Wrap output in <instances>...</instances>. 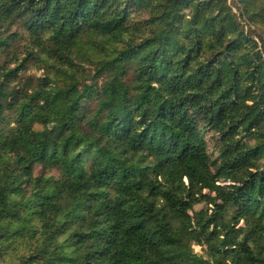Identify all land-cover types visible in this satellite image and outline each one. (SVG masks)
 I'll use <instances>...</instances> for the list:
<instances>
[{
	"label": "trees",
	"instance_id": "obj_1",
	"mask_svg": "<svg viewBox=\"0 0 264 264\" xmlns=\"http://www.w3.org/2000/svg\"><path fill=\"white\" fill-rule=\"evenodd\" d=\"M240 3L264 26V0ZM16 25L31 48L0 63V264H264V40L227 0H0V49ZM87 32L122 44L89 82L69 70ZM31 59L44 74L17 88Z\"/></svg>",
	"mask_w": 264,
	"mask_h": 264
},
{
	"label": "rangeland",
	"instance_id": "obj_2",
	"mask_svg": "<svg viewBox=\"0 0 264 264\" xmlns=\"http://www.w3.org/2000/svg\"><path fill=\"white\" fill-rule=\"evenodd\" d=\"M230 8L236 13L237 19L241 22L244 30L253 36L261 45V39L264 40V26L258 24L257 22L249 19L243 10V6L240 3V0H227ZM134 21L133 23L138 24L139 26H144V20L147 17V13L141 10H133ZM11 31H16V35L12 38V45L7 49H0V63L7 64L8 66L15 65V57L22 59L25 57L27 50L31 48L30 46V36L26 30H24L21 25L13 26ZM122 44L109 41L106 37L95 34V33H84L82 35L79 43L74 47L73 57L76 62L75 67L69 68L70 71H77L79 77L86 81L89 79L88 75H92L95 71L94 59L98 56H105L111 53L115 47H120ZM44 63L40 64L35 62L33 59L28 60L25 64V67L19 70L18 75L12 81V85L17 88L29 90L31 88L30 84H35L37 80L43 76L44 70L42 68ZM47 68V67H46ZM51 72V75L55 77L57 82L61 83L65 77L63 75L64 71L59 70L58 65H54L48 69ZM105 75L98 78V84L100 85L105 80ZM134 78L133 69L130 68L127 74L124 76V79L127 83H130ZM87 106L93 110L96 108V100L92 99L86 101ZM41 124H37L36 128H42ZM216 134L213 132H208L206 134L208 148L214 150ZM35 175L39 176L44 174L46 178L50 179L51 182L55 179H58L61 175L60 171L57 168L45 169L42 164H38L35 168ZM205 207L204 203L195 205V209H200ZM193 248L197 252H202V248L199 245L193 244Z\"/></svg>",
	"mask_w": 264,
	"mask_h": 264
}]
</instances>
